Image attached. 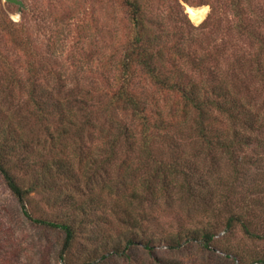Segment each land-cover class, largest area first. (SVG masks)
<instances>
[{
	"label": "trees",
	"instance_id": "16d2710c",
	"mask_svg": "<svg viewBox=\"0 0 264 264\" xmlns=\"http://www.w3.org/2000/svg\"><path fill=\"white\" fill-rule=\"evenodd\" d=\"M124 2L132 37L113 80L68 86L56 73L57 85H43L30 52L27 95L0 123L5 184L28 220L63 233L61 259L78 246L106 249L81 264H117L102 262L108 228L123 232L124 253L139 239L151 252L150 231L174 204L264 239V22L229 25L217 43L182 25L154 30L146 2ZM36 196L57 219L32 214ZM202 231L171 235L173 247ZM213 237L204 228L206 246Z\"/></svg>",
	"mask_w": 264,
	"mask_h": 264
},
{
	"label": "rangeland",
	"instance_id": "374dc122",
	"mask_svg": "<svg viewBox=\"0 0 264 264\" xmlns=\"http://www.w3.org/2000/svg\"><path fill=\"white\" fill-rule=\"evenodd\" d=\"M143 1L149 7L154 30L175 32L182 25L185 33L191 31L206 41L217 43L227 39L229 25L264 22V17L260 16L264 13V0ZM23 2L24 6H20L0 0V123L4 125L10 123L6 117L10 106L12 115L17 118L18 108L27 95L30 52H34L41 67L39 75L43 85H57L56 73L64 76L68 86L77 82L93 84L114 79L132 37L131 18L124 0ZM188 6L207 7L204 19L193 21L187 12ZM239 9L240 17L236 13ZM203 23H208L209 27L204 28ZM213 25L217 29L211 33ZM12 28L19 31L24 41L31 43L29 50L15 43ZM133 69L139 71L136 67ZM96 156L101 158L98 153ZM123 157L124 154H120V158ZM110 171L114 173L118 169L113 167ZM28 208L37 217L56 216L38 196L28 202ZM164 214L150 231L156 238L151 252L145 248V241L139 239L124 253L127 247L123 232L118 227L108 228L102 241H107L110 253L102 262L264 264V239L248 237L239 225L225 229L223 221L214 223L211 213L203 209L188 210L181 204L165 208ZM204 228L214 233L208 246L205 245ZM188 230L203 231L197 237L183 240L179 247H173L171 235ZM63 239L62 232L33 224L24 216L20 203L0 174V264H81L93 258L99 262L101 255L107 252L102 244L97 251L92 249L94 245L87 244L75 247L63 260L60 257Z\"/></svg>",
	"mask_w": 264,
	"mask_h": 264
},
{
	"label": "bare ground",
	"instance_id": "6f19581e",
	"mask_svg": "<svg viewBox=\"0 0 264 264\" xmlns=\"http://www.w3.org/2000/svg\"><path fill=\"white\" fill-rule=\"evenodd\" d=\"M207 10H208L207 7L188 6V8H187V12L189 13V16L195 22H201L204 19L205 15L207 13Z\"/></svg>",
	"mask_w": 264,
	"mask_h": 264
},
{
	"label": "water",
	"instance_id": "95a60500",
	"mask_svg": "<svg viewBox=\"0 0 264 264\" xmlns=\"http://www.w3.org/2000/svg\"><path fill=\"white\" fill-rule=\"evenodd\" d=\"M6 1H9V2H12V3H15V4H18L20 6H24L23 0H6Z\"/></svg>",
	"mask_w": 264,
	"mask_h": 264
}]
</instances>
